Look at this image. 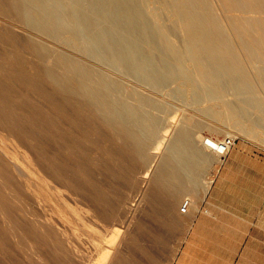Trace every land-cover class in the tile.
<instances>
[{"label": "rangeland", "instance_id": "rangeland-1", "mask_svg": "<svg viewBox=\"0 0 264 264\" xmlns=\"http://www.w3.org/2000/svg\"><path fill=\"white\" fill-rule=\"evenodd\" d=\"M138 4L145 8L153 22L162 23L171 33L167 50L169 44L184 47L187 31L177 20L168 0H138ZM182 8L193 16H205L211 13L209 11L215 13L230 35L234 51L241 55L238 70L232 65L223 79L224 98L232 106H241V100L248 94L255 103L249 105L251 109L247 107L245 117L238 113L233 121L230 110L224 109L219 99H193L186 85L187 78L168 81V86L154 90L146 82L70 45L67 52L72 59L95 76L113 79L119 84L117 92L127 96L129 101L142 108L138 95L160 100L162 107L152 106L149 111L161 120L162 131L169 130L160 140L162 153L154 156L149 150L136 147L116 119L115 123L105 120L106 115L98 106L91 104L95 112L89 111L88 101L83 98L79 108L87 111L75 107L72 113L78 114H72L71 121L78 124V130L84 127L88 128L87 134L93 133L90 137L86 135L87 145L82 151L79 172L70 171V178L77 187L71 185L68 189L61 182L53 181L49 171L45 177L40 176L30 167L28 157L35 142L43 149L44 159L49 161L53 150L49 133L50 99L57 95L65 115L67 112L63 110L73 105L67 98L68 91L74 89L65 90L51 80V73L47 74L50 82L42 83L31 76L33 73L30 75L0 61V183L8 173L13 186H17L16 165L25 168L23 190L6 203L12 218L6 222L0 218V264H94L118 226L128 227V232L115 264H210L199 259L205 252L217 248L230 250L232 264H264V57H258L255 50L253 57H249L242 38L232 28L235 16H258L260 19L254 21L261 28L264 0H250L243 8L231 10L224 0L203 3L189 0ZM259 33L253 27V36L258 37ZM141 43L145 49L149 48L146 42ZM55 45L51 46V51L57 53L59 46L55 48ZM157 56L168 59L161 52ZM169 58L172 60L171 56ZM37 67L44 72L62 73L56 58L40 59ZM236 85H242L247 94L238 93ZM131 91L136 94L132 96ZM208 106L220 112H207ZM240 120L247 123V127L257 122L261 125L256 126L253 133L246 132L234 125ZM91 124L96 127L95 131L89 130ZM180 129L199 136L195 146L202 147L200 138L207 139L213 134H217L219 140L231 141L222 159L208 150L202 156L191 158V169H169L166 165L176 163L177 166L178 157L164 152L169 139ZM157 139L152 138V146L158 143ZM60 147L62 161L70 155L62 144ZM148 168V178L143 179ZM62 169L68 171L67 167ZM260 187L263 188V206H253L252 214L262 218H231L243 207L239 199L229 196L233 192L243 194L241 189L248 192L249 188ZM186 200H189L188 210L183 211L181 206ZM205 208L211 215L204 212ZM182 252L186 255L178 263Z\"/></svg>", "mask_w": 264, "mask_h": 264}, {"label": "bare ground", "instance_id": "bare-ground-1", "mask_svg": "<svg viewBox=\"0 0 264 264\" xmlns=\"http://www.w3.org/2000/svg\"><path fill=\"white\" fill-rule=\"evenodd\" d=\"M188 1L168 0L177 20L186 29L187 37L185 36L184 47L169 44L167 50L166 43L170 42L171 33L162 27V23L153 22L146 15L145 8L138 4V0L136 3L135 0H0V61L17 66L30 75L33 73L31 76L42 83L50 82L47 74L51 73V80L58 82L65 90L74 89L68 91L67 98L72 100L73 105L68 106V111L63 110L67 112L65 115L61 112L57 95L50 99L52 105L49 133L53 147L52 155L47 162L44 159L43 149L33 142L34 150L31 154L28 153V157L30 167L34 171H38L42 177H45L46 171H49L53 181L61 182V185L68 189L71 185L76 186L70 178L72 174L70 171L79 172L82 151L87 145L86 138L93 133L87 134L88 128L84 127L78 130V124L71 121L72 114H78L72 113L73 109L83 104V98L88 101L89 111L92 112L93 109L91 104L98 106L106 115L105 120L115 123L116 119L128 136L135 141L136 147L149 150L154 156L162 153L160 140L168 135L169 130L162 131L161 120L149 111L152 106L160 109L162 107L160 100L137 94L142 108L129 101L127 96L117 92L119 84L113 79L95 76L94 72L72 59L67 52L70 45L78 50L81 48L94 55L96 59L106 61L115 69L146 82L154 90L163 89L165 85L168 86L181 77L187 78L186 85L193 99H219L224 109L230 110V118L233 121L238 113L243 117L247 115L248 112L246 113L245 110L250 107L249 105L254 104L255 100L247 94L242 85L235 86L238 93L247 94L241 100L243 102L241 106H232L229 100H225L222 91L225 74L229 73L232 65L238 70L241 55L234 51L232 39L224 31L215 13L209 11L211 13L205 16H193L191 12L182 8V5ZM204 1L201 0L202 3ZM249 1L224 0V3L231 10L243 8L245 2ZM258 19H260L258 16H235L232 20V28L242 38L243 48L249 57H253V50L257 52L258 57H264L262 52L264 22L259 28L258 23L254 21ZM253 27L259 30V38L253 36L255 34ZM142 41L148 44V49L143 47ZM55 43L57 44L55 48L59 46L57 53L51 51V46L54 47ZM159 52L166 54L168 59L159 58L157 56ZM47 58H56V63L62 68L61 74L44 72L37 67L40 59ZM36 59L39 61L37 62ZM258 70L262 71L261 67ZM168 81L170 83L167 85ZM175 91L178 89L175 88ZM130 93L132 96L136 94L135 91ZM205 109L212 114L220 112L219 109L211 106ZM79 110L87 111L84 108ZM61 117L66 119L61 120ZM169 121L172 123V118ZM259 124L257 122L252 127H247L248 124L240 120L234 125L243 131L253 133L254 128ZM90 126L89 130L95 131L94 124ZM153 137L158 138L155 146L151 145ZM198 139L199 136H193L192 132L185 129H180L171 137L164 153L178 157V165L175 166V163L167 166L165 161L166 168L191 169V158L202 156L208 153V150L218 154L222 159L223 141L219 140L217 134L209 135L207 139L200 138L203 142L202 147L195 146ZM60 144L70 155L62 161L59 154ZM16 166L19 184L13 186L8 173L2 178V184L0 183V218L4 222L12 218L6 204L8 199L18 197V192L24 188L22 177L25 168ZM61 167H67L68 171H64ZM149 170L148 168L144 172L143 179L148 178ZM30 184L27 183V187ZM127 232L128 227H116L107 241L106 248L101 251L100 257L94 264H115Z\"/></svg>", "mask_w": 264, "mask_h": 264}, {"label": "crops", "instance_id": "crops-1", "mask_svg": "<svg viewBox=\"0 0 264 264\" xmlns=\"http://www.w3.org/2000/svg\"><path fill=\"white\" fill-rule=\"evenodd\" d=\"M230 191H233L232 189ZM235 191V190H234ZM241 191H244L243 194H235L234 192L229 196L230 199L236 200L239 199L242 202V207L243 209H241L238 214L232 216L231 218H262L261 215L258 214H252L253 212V206L255 207H262L263 206V188H256L255 190L249 188V191L247 192L245 189H241ZM189 206V205H188ZM195 209V208H194ZM188 210V207L185 211ZM198 211L201 213V208H198ZM204 212H206V214H208V209L205 208ZM192 217H194V211L191 213ZM208 215H211L210 213ZM191 217V218H192ZM201 217V215L199 216V218ZM198 218V216L196 217ZM210 218H215V216ZM226 247V246H224ZM184 255H186L185 252H182L179 255V260L178 263L180 262V260L182 259V257H184ZM202 256H204L203 258H200L199 261H204L208 262L210 261V264H232V254L230 252V250H227V248H223L222 250H218V248L213 251V252H205ZM213 262V263H212Z\"/></svg>", "mask_w": 264, "mask_h": 264}, {"label": "built area", "instance_id": "built-area-1", "mask_svg": "<svg viewBox=\"0 0 264 264\" xmlns=\"http://www.w3.org/2000/svg\"><path fill=\"white\" fill-rule=\"evenodd\" d=\"M230 141H231L230 139L223 140V144H222L223 145V147H222L223 151H225L229 147ZM188 205H189V200H186L183 203V205L181 206V210L185 211L187 209Z\"/></svg>", "mask_w": 264, "mask_h": 264}]
</instances>
